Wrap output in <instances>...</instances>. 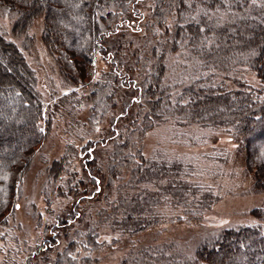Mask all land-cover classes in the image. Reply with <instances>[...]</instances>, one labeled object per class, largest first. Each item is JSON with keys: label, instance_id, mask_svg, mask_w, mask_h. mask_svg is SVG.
Returning a JSON list of instances; mask_svg holds the SVG:
<instances>
[{"label": "trees", "instance_id": "16d2710c", "mask_svg": "<svg viewBox=\"0 0 264 264\" xmlns=\"http://www.w3.org/2000/svg\"><path fill=\"white\" fill-rule=\"evenodd\" d=\"M245 8L240 19L237 15ZM10 12L17 15L11 32L23 38V44L17 46L0 32V114L10 118L0 124V216L45 138L41 125L45 106L25 57V48L35 49L28 30L39 20L44 26V49L62 83L74 89L53 107L66 110L74 119L82 103L77 89L91 86L88 125L93 129L103 118L108 122L107 133L88 137L78 158L89 179L88 189L94 188L91 198L102 193L103 183L108 190L116 187V192L127 185L126 198L121 193L127 213L122 221L124 234H138L159 225L162 218L180 221L182 216L164 217L156 208L162 202L159 196L146 190L134 194L129 183L144 179L160 183L161 193L176 206L181 203L189 222L200 223L215 202L212 192L200 193L197 184L179 177L182 164L148 161L143 156L142 139L162 119L175 117L190 125L226 128L237 138L254 189L264 190V0H0V15ZM249 30L251 37L246 34ZM141 35L143 49L142 45L136 48ZM136 36L137 40H131ZM257 42L255 53L251 44ZM97 59L109 69L94 83ZM170 60L181 66L174 78ZM251 76L254 84L247 82ZM110 143L106 168L98 170L97 147ZM68 150L51 167L53 176L67 173V158L77 157L75 148ZM174 184L180 189L174 191ZM153 203L154 210L149 207ZM73 208L53 230L68 229L79 219L77 206ZM134 212L146 216L133 222ZM254 213L264 220V209ZM75 236L51 264L93 262L90 253L98 248L97 230L90 228L84 236L79 232ZM49 241L39 252L48 250ZM86 244L92 248L82 256L80 249ZM136 252L139 257L134 264H264V231L254 225L207 234L190 257L173 243Z\"/></svg>", "mask_w": 264, "mask_h": 264}, {"label": "rangeland", "instance_id": "374dc122", "mask_svg": "<svg viewBox=\"0 0 264 264\" xmlns=\"http://www.w3.org/2000/svg\"><path fill=\"white\" fill-rule=\"evenodd\" d=\"M245 12L246 8L237 16L241 19ZM16 18V13L1 14L0 32L7 40L22 47L23 38L19 39L11 32ZM43 30L42 20L28 30V35L34 37L35 49L31 52L25 48V57L35 72L37 91L45 106L44 120L41 123L45 138L23 173L18 188L12 195V202L0 216V264H25L29 258V264H51L68 242L76 237L77 232L84 236L90 228L96 229L100 235L98 248L93 246L96 250L90 253L93 260L91 264H134L139 257L135 255L136 251L154 244H176L184 255L190 257L207 234L254 225L261 226L264 231V220L254 213L255 210L264 209V190L254 189L252 175L246 172L245 161L238 152L235 135L226 133V128L218 130L190 125L174 117L162 119L146 133L141 142L142 154L148 161L165 162L169 165L182 164L179 177L185 181L187 179L192 185L197 184L195 187L200 193L212 192L215 202L204 211L200 223L189 222L183 214L185 212H182L184 207L181 203L178 202L179 205L176 206L169 195L161 193L160 183L156 184L155 181L147 179L136 185L129 183L130 188H135L134 194L140 195L146 190L152 191L156 197L159 196L162 202L156 208L161 214H165L164 217L173 216L175 213L182 216L180 221L162 218L159 225L151 226L138 234H124L122 221L127 213L121 200L126 198L127 185L122 189L123 196L122 191L116 192V187L108 190L103 183L102 193L91 198L94 188L88 189L89 179L78 158L79 149L88 137L98 136L101 132L107 133L108 122L103 118L93 129L88 125V95L91 86L77 89V97L82 103L80 109L75 110L74 119L67 115L66 110L53 107L57 99L70 94L74 89H67L62 83L57 66L44 49ZM251 31L246 33L248 37H251ZM236 35L233 32L232 43H235ZM143 36H140V44H135L136 48L142 45L140 49H143ZM137 37H132L131 40ZM259 46L260 42L251 44V50L255 49L257 53ZM3 64L1 63L2 66ZM170 65V71L175 73L174 78L181 66L175 60H170ZM108 69L105 62L97 59L94 83ZM247 82L255 83L252 76L248 77ZM0 119V124H6L10 120L3 114H0ZM2 132L0 129V133ZM69 147L76 149L77 157L69 154L71 158L66 161V166L69 167L64 171L67 173L53 176L51 167L69 153ZM111 149V143L106 147H97L98 170L106 168ZM104 173L99 172L101 176ZM171 188L174 191L180 189L175 184ZM74 206H77L75 212L79 213V219L68 229L53 230L55 223L68 216ZM149 207L154 210V203ZM141 214L134 212L130 218L137 222L139 217L146 216ZM46 241L50 242L48 250L39 252V247ZM91 248L90 244H86L85 249L84 246L79 248L81 255H88L86 250Z\"/></svg>", "mask_w": 264, "mask_h": 264}]
</instances>
